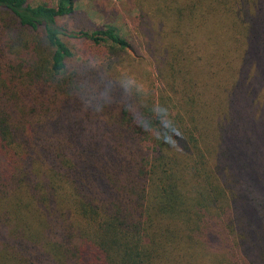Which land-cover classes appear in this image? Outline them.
<instances>
[{"label":"trees","instance_id":"obj_1","mask_svg":"<svg viewBox=\"0 0 264 264\" xmlns=\"http://www.w3.org/2000/svg\"><path fill=\"white\" fill-rule=\"evenodd\" d=\"M78 1L0 0V264H264V0Z\"/></svg>","mask_w":264,"mask_h":264},{"label":"rangeland","instance_id":"obj_2","mask_svg":"<svg viewBox=\"0 0 264 264\" xmlns=\"http://www.w3.org/2000/svg\"><path fill=\"white\" fill-rule=\"evenodd\" d=\"M133 8L129 0H79L75 17L61 19L60 24L89 31L107 24L127 26L129 28L125 33L134 40L136 31L130 22L137 11L133 12ZM79 44L78 47H81Z\"/></svg>","mask_w":264,"mask_h":264}]
</instances>
